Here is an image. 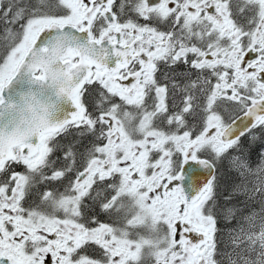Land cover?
I'll use <instances>...</instances> for the list:
<instances>
[{
    "label": "snow or ice",
    "instance_id": "obj_1",
    "mask_svg": "<svg viewBox=\"0 0 264 264\" xmlns=\"http://www.w3.org/2000/svg\"><path fill=\"white\" fill-rule=\"evenodd\" d=\"M0 24V104L51 50L72 109L0 138V264H133L100 219L126 183L154 264H264V0H0Z\"/></svg>",
    "mask_w": 264,
    "mask_h": 264
},
{
    "label": "clouds",
    "instance_id": "obj_2",
    "mask_svg": "<svg viewBox=\"0 0 264 264\" xmlns=\"http://www.w3.org/2000/svg\"><path fill=\"white\" fill-rule=\"evenodd\" d=\"M18 43L14 33L0 39L3 46H15ZM59 58L60 53L51 50L30 57L32 65L40 67L45 79L34 81V87L21 93L18 102L13 101L0 109V120L4 121L0 125V138L28 137L56 120L54 115L58 114L60 103L67 100L66 92L70 84L68 75L58 63ZM48 89L51 94L45 95Z\"/></svg>",
    "mask_w": 264,
    "mask_h": 264
},
{
    "label": "flooded vegetation",
    "instance_id": "obj_3",
    "mask_svg": "<svg viewBox=\"0 0 264 264\" xmlns=\"http://www.w3.org/2000/svg\"><path fill=\"white\" fill-rule=\"evenodd\" d=\"M56 139L68 138L56 137ZM126 187L134 188L131 190ZM113 188L114 194L110 201L113 207L110 213L111 220L105 216H101L100 219L109 223L112 221L116 231L121 234L123 243L127 244L122 250L130 254L133 264H154L157 252L164 250L165 229L162 224L153 221L152 205L145 199L146 193L135 183L113 185ZM60 190L63 191L62 188ZM138 202L149 208L144 210L138 208ZM88 254L95 256L97 252L95 248H90Z\"/></svg>",
    "mask_w": 264,
    "mask_h": 264
},
{
    "label": "water",
    "instance_id": "obj_4",
    "mask_svg": "<svg viewBox=\"0 0 264 264\" xmlns=\"http://www.w3.org/2000/svg\"><path fill=\"white\" fill-rule=\"evenodd\" d=\"M37 81L33 79L32 76L28 75L24 70L18 74L16 78L9 84V86L4 90L3 97L4 103L0 104V109L7 107L8 104L12 103L13 101L18 102L20 99V94L26 92L34 87L33 82ZM46 87V86H45ZM51 90L48 89L45 92V95H50ZM55 99V97H52ZM71 104L70 101L65 100L61 102L59 105L58 114L54 115V119L63 118L66 113L71 112ZM7 119V117H6ZM4 123L3 120H0V125Z\"/></svg>",
    "mask_w": 264,
    "mask_h": 264
},
{
    "label": "rangeland",
    "instance_id": "obj_5",
    "mask_svg": "<svg viewBox=\"0 0 264 264\" xmlns=\"http://www.w3.org/2000/svg\"><path fill=\"white\" fill-rule=\"evenodd\" d=\"M3 25V24H2ZM3 28H4V26H1L0 27V37H2L3 36ZM4 54H5V48H4V46H3V44H0V58H2L3 56H4ZM126 188H129V189H133L134 187H126ZM127 202V201H126ZM127 203H131V201H128ZM138 204V208H141V209H148L149 207L148 206H145L144 204H142L141 202H138L137 203ZM132 207V206H131ZM130 207V208H131Z\"/></svg>",
    "mask_w": 264,
    "mask_h": 264
},
{
    "label": "trees",
    "instance_id": "obj_6",
    "mask_svg": "<svg viewBox=\"0 0 264 264\" xmlns=\"http://www.w3.org/2000/svg\"><path fill=\"white\" fill-rule=\"evenodd\" d=\"M1 26H4V25L0 24V27H1ZM17 27H18V26H17ZM2 32H3V31H2ZM0 36H1V35H0Z\"/></svg>",
    "mask_w": 264,
    "mask_h": 264
}]
</instances>
